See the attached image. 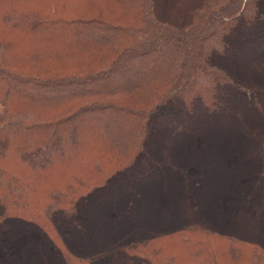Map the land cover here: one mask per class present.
<instances>
[{
  "label": "trees",
  "instance_id": "obj_1",
  "mask_svg": "<svg viewBox=\"0 0 264 264\" xmlns=\"http://www.w3.org/2000/svg\"><path fill=\"white\" fill-rule=\"evenodd\" d=\"M0 264H264V0H0Z\"/></svg>",
  "mask_w": 264,
  "mask_h": 264
},
{
  "label": "rangeland",
  "instance_id": "obj_2",
  "mask_svg": "<svg viewBox=\"0 0 264 264\" xmlns=\"http://www.w3.org/2000/svg\"><path fill=\"white\" fill-rule=\"evenodd\" d=\"M236 135H237V133H236ZM237 136H238V135H237ZM231 139L234 140V138H231ZM241 139H242V138H241ZM244 140L246 141V139H244ZM238 142H240V141H236V143H238ZM246 142H247V141H246ZM242 143H244V141H243V142L241 141V144H242ZM245 144H246V143H245Z\"/></svg>",
  "mask_w": 264,
  "mask_h": 264
}]
</instances>
